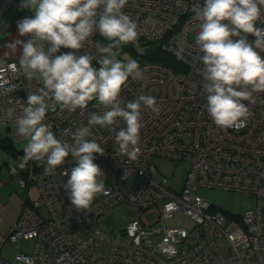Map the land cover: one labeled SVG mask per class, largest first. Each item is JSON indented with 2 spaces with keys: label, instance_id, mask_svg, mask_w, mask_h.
Returning a JSON list of instances; mask_svg holds the SVG:
<instances>
[{
  "label": "built area",
  "instance_id": "obj_1",
  "mask_svg": "<svg viewBox=\"0 0 264 264\" xmlns=\"http://www.w3.org/2000/svg\"><path fill=\"white\" fill-rule=\"evenodd\" d=\"M13 1H1L0 15ZM203 4L204 0H127L122 11L137 23L138 36L156 41L184 70L146 61L140 64L144 79L130 77L123 86L124 104L147 95L157 99L159 108L154 114L142 107L137 161L116 152L115 134L122 122L92 126L89 138L104 149L103 155L94 153V163L109 177V184L90 209L77 211L63 187L68 179L63 173L74 166L71 156L52 175H45L39 162H29L20 175L8 169L6 177L0 176V186L17 180L26 190L17 217L0 242V249L9 242L17 252L12 259L0 255V264H264V92L254 94V104L244 101L252 115L243 125L224 130L213 123L203 89V54L195 42L199 28L190 33L192 25H199L195 9ZM257 26L264 23L257 21ZM96 34L81 50L61 47L57 55H95ZM139 51L144 55L145 46ZM41 87L36 79L24 77L19 60L0 59V125L25 145L27 141L15 135V117L26 106L28 94ZM47 103L44 122L67 143H72L77 128L87 126L92 112L105 111L95 99L75 111L61 109L52 99ZM9 109H15L12 116ZM155 156L190 164L180 191L167 179L154 177L156 168L149 161ZM31 184L37 187L36 199L27 195ZM198 186L239 192L254 198L255 207L241 215L227 214L199 196ZM124 208L130 211L123 217L126 224L113 235L102 221ZM176 212L187 215L193 227L165 225ZM20 241H31L30 249L21 251Z\"/></svg>",
  "mask_w": 264,
  "mask_h": 264
},
{
  "label": "clouds",
  "instance_id": "obj_2",
  "mask_svg": "<svg viewBox=\"0 0 264 264\" xmlns=\"http://www.w3.org/2000/svg\"><path fill=\"white\" fill-rule=\"evenodd\" d=\"M127 0H21L20 8L31 9V17L17 21L20 36L10 46L21 47L19 66L29 81L42 83L36 93H29L26 106L15 117V135L27 141L23 155L10 160L13 175L29 162H39L45 175L55 174L58 166L72 157L74 166L63 187L77 211L90 209L95 197L105 193L102 169L94 163V153L104 149L90 139L92 126L123 123L115 134L116 152L131 161L141 154L140 130L142 107L159 114L154 96L139 95L126 104L120 99L123 86L131 77L144 79L139 63L118 58L122 46L137 41V23L122 9ZM199 21L196 44L203 68V89L207 113L221 129L238 127L252 115L244 103H256V93L264 92V0H204L195 9ZM98 32L108 43H97L96 54L60 52L61 47L81 50ZM30 34V35H29ZM254 39H249V37ZM99 67L93 66V61ZM61 109H86L94 99L103 106L102 114L92 112L87 126L71 134L72 143L64 142L45 123L50 105ZM15 109H9L12 116Z\"/></svg>",
  "mask_w": 264,
  "mask_h": 264
},
{
  "label": "rangeland",
  "instance_id": "obj_3",
  "mask_svg": "<svg viewBox=\"0 0 264 264\" xmlns=\"http://www.w3.org/2000/svg\"><path fill=\"white\" fill-rule=\"evenodd\" d=\"M199 28L198 24L192 25L190 27L191 35L195 30ZM132 44H127L122 46L120 51V55L118 56L124 62H127L128 59H136V55L140 53L141 44L138 41L133 43V49H129V46ZM94 67H99L96 62H93ZM5 139L9 142L14 149L18 152L17 155L9 152V150L3 148L1 146V140ZM24 141L15 140L12 136V133L5 126L0 125V170L9 168L10 160H17L19 157L23 155V149L25 147ZM17 157V159H16ZM150 164L156 168L154 172V177L158 180L167 179L169 181L170 186L177 191H180L184 185L187 172L190 168V164L186 161H177L164 157H152L150 159ZM105 186L109 184V177H102ZM196 193L208 199L212 205L227 214L232 215H241L247 209H252L255 207L256 200L249 196H244L239 192L232 190H225L221 188L215 187H206V186H198L196 189ZM29 195L31 199H36L38 197V191L35 184H31ZM97 197V196H96ZM95 197V199H96ZM130 213L127 209H120L111 213L108 217H106L103 221V227L106 228L108 232H111L113 235L119 230H122L126 224V220H124V216ZM148 217V220H150ZM167 226L173 227H184L187 229H191L193 227V221L182 212L174 213L168 220L164 222ZM20 245L21 251H28L32 245L31 241H20L18 243ZM17 252V249L11 245H4L2 248L1 256L12 259L14 254Z\"/></svg>",
  "mask_w": 264,
  "mask_h": 264
},
{
  "label": "crops",
  "instance_id": "obj_4",
  "mask_svg": "<svg viewBox=\"0 0 264 264\" xmlns=\"http://www.w3.org/2000/svg\"><path fill=\"white\" fill-rule=\"evenodd\" d=\"M1 1L2 0H0V3ZM20 3L21 0H14L0 15V59L19 60L21 47L17 46L14 50L10 44L15 40L23 41L28 39L27 36L19 35L17 21L26 16L31 17L34 13L31 9L20 8ZM8 169L10 168L0 170V175L6 177ZM17 171V174L20 175L21 170L17 169ZM30 187L31 186H29L27 190V195L29 197ZM25 193V188H23L17 180H9L0 186V242L17 217ZM4 245L10 244L6 242ZM4 245L0 249V255Z\"/></svg>",
  "mask_w": 264,
  "mask_h": 264
},
{
  "label": "trees",
  "instance_id": "obj_5",
  "mask_svg": "<svg viewBox=\"0 0 264 264\" xmlns=\"http://www.w3.org/2000/svg\"><path fill=\"white\" fill-rule=\"evenodd\" d=\"M95 39L99 43H103V44L108 43V41L104 37L100 36L98 32L95 36ZM137 41L141 45H144L146 48V52L144 53V55H139V54L136 55L135 60L139 63V65L143 62H146V61L147 62H160V63L170 67L174 71L184 70V67H182L175 58H173L169 54L160 50V47L156 43V41H145L142 38H140L139 36L137 38ZM133 43H130L132 45L129 46V49H133ZM1 146L5 149L9 150V152H11L15 155H17V153H18L14 149V147L9 142H7L5 139L1 140Z\"/></svg>",
  "mask_w": 264,
  "mask_h": 264
}]
</instances>
